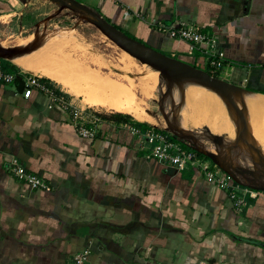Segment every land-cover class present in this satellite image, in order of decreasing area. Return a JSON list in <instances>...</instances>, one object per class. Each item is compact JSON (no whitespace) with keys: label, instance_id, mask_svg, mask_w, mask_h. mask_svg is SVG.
<instances>
[{"label":"crops","instance_id":"0c3cea01","mask_svg":"<svg viewBox=\"0 0 264 264\" xmlns=\"http://www.w3.org/2000/svg\"><path fill=\"white\" fill-rule=\"evenodd\" d=\"M79 1L124 33L196 67L209 69L203 50L170 36L169 28L184 24L213 36L226 58L217 76L243 88L232 94L264 103V0ZM21 2L0 0V18L22 14ZM43 83L48 92L33 90L27 98L18 84H0V264H67L84 249L88 264H264V191L253 186L255 173L236 176L255 194H245L246 205L236 212L227 191L200 168L178 170L146 158L130 133L138 128L131 119L103 117L94 137L80 136L53 101L73 94L53 79ZM212 103L215 111L226 105L221 97ZM247 105L245 122L249 110L264 109ZM228 158L206 161L216 174L234 175ZM12 159L50 189L17 181L5 169ZM249 165L243 158V168Z\"/></svg>","mask_w":264,"mask_h":264},{"label":"rangeland","instance_id":"374dc122","mask_svg":"<svg viewBox=\"0 0 264 264\" xmlns=\"http://www.w3.org/2000/svg\"><path fill=\"white\" fill-rule=\"evenodd\" d=\"M22 2L27 5L22 11V14L10 17L3 16L0 18L1 46L26 48L23 46L31 44L30 42L35 40L34 37H42L46 38L48 41H55L57 36H66L68 32V34L83 44L85 52L88 53V47H90L96 53L103 56L107 64L109 63L108 67L103 68V71L108 72L109 74L118 73L122 77L126 76V79L123 81L126 84L129 83V79L126 75L129 70H132V74L137 76L138 81H140L141 78H144V80L141 79L144 82L148 80L150 82L149 84L154 86L152 88L154 94L152 95V92H150L149 95H152L150 98L147 95L144 96L141 93H136L139 99L146 102V108L148 111L161 120V122L169 123L172 126L176 125V120H178L177 111L179 112L180 109L177 107L178 102L175 99V93L177 90L185 86L188 81L180 80L170 82L158 72L157 74H160L161 78L156 77L157 75L155 76L150 72L149 74H146V69L148 70L147 67H149L146 66V63H140L127 52L118 48L96 27L87 22L83 18L84 14L81 12H74L54 0H22ZM38 35L40 37H38ZM80 52L79 54L83 53V51ZM40 57L43 58V56ZM180 59L187 62L186 59ZM8 61L21 67L13 60ZM198 68L205 69V66L200 65ZM154 69L156 70V68ZM213 73L217 74L216 72ZM59 86L61 87L62 85L59 84ZM157 87L163 89L158 91ZM204 88L205 90L211 89L208 86ZM68 95V101H72L75 105L87 109V111H95L102 115H115L116 113H122L123 117H126L125 119L139 121L129 113L104 108L102 106L90 105L87 104L81 96ZM214 97L215 99L217 98L216 96ZM214 97L212 99H214ZM221 98L226 105L221 108L222 110L218 111H215V109L213 110L212 99L211 101H209L210 99L203 101L205 104L204 108L197 111L198 116L200 115L199 112H204V115L201 113L203 116L201 122H196L194 110L191 109V106H186L185 112L187 113V118L186 120L181 121L184 125L188 122L185 126L190 132L185 134L176 132L169 127L162 128L160 126L152 125L149 122H145L153 129L163 130L170 135L180 137L193 146L196 151L204 153L211 152L221 158L223 154H226V157H229V163H233L231 172H233L235 176L239 173H243V170H250L255 173L253 186H264V114H260L264 109L249 110V122H245V128L243 129L242 115H244V106L238 105L240 102L234 100V103L238 106L237 108L241 111V113H239L229 103V100L222 96ZM204 99L205 98H202V100ZM215 102L217 103V100H215ZM192 103L189 104L192 105ZM205 120L212 125L207 126ZM181 121L179 122L181 123ZM192 121L195 122L197 128H189V124L194 123ZM198 124H201V126ZM241 128L242 132L240 133ZM243 158H246L250 162V165L246 168H243ZM217 162L219 163V161Z\"/></svg>","mask_w":264,"mask_h":264},{"label":"bare ground","instance_id":"6f19581e","mask_svg":"<svg viewBox=\"0 0 264 264\" xmlns=\"http://www.w3.org/2000/svg\"><path fill=\"white\" fill-rule=\"evenodd\" d=\"M34 39V41L30 42L31 44L23 46L26 47L25 52L13 55L9 59H12L22 66L20 68L25 71L29 70L28 72H34V74L37 75L42 74L43 76L55 80L63 86L65 91L75 96L83 97L87 104L128 112L137 120L146 121L155 126H160L162 128L169 127L183 134L190 132L185 126L188 122L184 125L181 121L187 118V113L185 112L186 106H191V109L197 114V111L205 106L203 101L206 99H210L209 101H211L213 96H222L211 87L210 88L213 90H205L204 87L207 86L205 84L193 80H185L186 82L188 81L189 84H185V86L175 93V99L178 102L177 107H179L180 110L179 112L177 111V123L175 126H172L169 123L161 122V120L150 113L146 108V102L139 99L136 94L141 93L144 96L147 95L150 98L152 97L154 94L152 88L154 86L150 85L148 80L144 82L142 81L144 78H141L142 80L140 79V81H138L137 76L132 74V70H129L128 74H126L129 83L126 84L123 82L126 76L122 77L118 73L109 74L103 71V68L109 65V63L107 64L104 60L103 56L96 53L90 47H88V53L85 52L83 44L68 34V32L66 36H57L55 41H48L37 37H34ZM80 51H83V53L79 54ZM40 56H43V58ZM146 66H149L147 67L148 70L146 69V74L150 72L155 76L157 75L156 77L161 78L160 74H157V72L160 73L158 69L155 70L148 64ZM157 89L160 91L163 88L157 87ZM150 92H152V95H149ZM231 97L233 101H239L240 103L238 104L242 106L248 104L247 106L250 107L249 105L252 104L264 107V103L258 100H245L244 93H231ZM249 97L250 96H248V98ZM202 98L205 99L202 100ZM189 103H192V105ZM179 121H181V123ZM215 158L217 161H220L219 157L216 156ZM223 164L224 163H222V165Z\"/></svg>","mask_w":264,"mask_h":264},{"label":"built area","instance_id":"2783aa9c","mask_svg":"<svg viewBox=\"0 0 264 264\" xmlns=\"http://www.w3.org/2000/svg\"><path fill=\"white\" fill-rule=\"evenodd\" d=\"M163 31L162 27H159ZM168 34L172 37L186 40L190 47H199L207 56V63L210 72H217L223 67L226 60L225 53L216 49V41L213 36L198 31L195 28L187 27L184 24L178 27L169 28ZM0 84L19 85L21 94L27 98L33 90L48 92L46 85L40 81V77L31 72L18 68L16 71H8L2 66L0 59ZM53 101L69 113L70 121L75 126L80 136L92 138L96 135V122L103 118L102 114L95 111H87L66 99H53ZM87 123V124H86ZM130 133L138 138L139 149L144 151L146 158H152L165 165H173L178 170H183L188 165L196 166L203 171L207 181L215 183L221 189L227 191L236 212H241L246 205L245 194L255 195L252 190L241 188L238 180H235L228 172L216 174L210 170L208 161L200 159L196 155V149L188 142L176 136L175 140L169 139L162 130L149 128L142 131L132 126ZM169 134V133H168ZM5 169L14 178L32 189L49 190V184L39 175L27 170L17 159L5 163ZM88 249L75 253L67 264H88Z\"/></svg>","mask_w":264,"mask_h":264},{"label":"water","instance_id":"95a60500","mask_svg":"<svg viewBox=\"0 0 264 264\" xmlns=\"http://www.w3.org/2000/svg\"><path fill=\"white\" fill-rule=\"evenodd\" d=\"M61 3L66 8L74 11L83 13V18L91 25L96 27L104 36H106L111 42H113L118 48L127 52L129 55L134 57L140 63H146L153 68L159 70L160 74L168 79L170 82L180 80H193L199 83L205 84L227 100L229 103L239 112L238 106L234 103L231 93L243 89L239 84L225 81L219 77L212 76L204 69L195 67L179 58H175L166 55L160 51L153 49L147 44L127 35L112 23L105 20L92 8L88 7L82 2L77 0H54ZM26 48L18 47H3L0 45V59L10 60L9 58L13 55L23 53ZM243 129L245 128V119L242 115ZM242 128L240 129V133ZM204 153V152H202ZM209 159L216 161L215 155L211 152L204 153ZM231 174V173H230ZM232 175V174H231ZM235 180H238L235 175H232ZM256 188V187H255ZM258 189L264 191V186Z\"/></svg>","mask_w":264,"mask_h":264},{"label":"trees","instance_id":"16d2710c","mask_svg":"<svg viewBox=\"0 0 264 264\" xmlns=\"http://www.w3.org/2000/svg\"><path fill=\"white\" fill-rule=\"evenodd\" d=\"M108 21V20H107ZM109 22V21H108ZM114 25V24H113ZM115 26V25H114ZM116 27V26H115ZM118 28V27H117ZM119 29V28H118ZM128 35V34H127ZM1 62H2V66L7 69L8 71H16L17 70V66L13 63H11L10 61L6 60V59H1ZM196 67V66H195ZM205 71H207L209 74H211L212 76H215V77H218L217 74L215 73H212L210 72V70L208 68H205L204 69ZM41 82H45V83H49L51 82V80L49 78H45V77H42L41 78ZM103 117L105 118H117V117H121L123 116L122 113H116L115 115H102ZM126 116V115H125ZM129 116V115H127ZM135 126H137L139 129H141L142 131H145L146 129L150 128V126L148 125V123L146 122H140V121H135ZM162 133L164 134H167L168 138L171 139V140H175L176 139V136L175 135H170L168 134L166 131H163L162 130ZM196 155L198 158L200 159H205V160H208V156L200 151H196Z\"/></svg>","mask_w":264,"mask_h":264}]
</instances>
